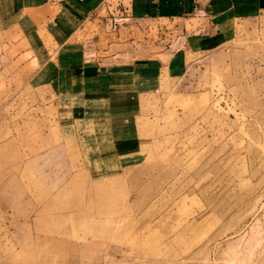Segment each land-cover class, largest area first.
<instances>
[{
	"label": "rangeland",
	"instance_id": "374dc122",
	"mask_svg": "<svg viewBox=\"0 0 264 264\" xmlns=\"http://www.w3.org/2000/svg\"><path fill=\"white\" fill-rule=\"evenodd\" d=\"M248 2L121 28L105 51L85 37L81 68L49 21H1L0 264H264V0Z\"/></svg>",
	"mask_w": 264,
	"mask_h": 264
},
{
	"label": "crops",
	"instance_id": "0c3cea01",
	"mask_svg": "<svg viewBox=\"0 0 264 264\" xmlns=\"http://www.w3.org/2000/svg\"><path fill=\"white\" fill-rule=\"evenodd\" d=\"M249 2L248 0H0V23L7 18H16L23 11L33 14L37 21L44 23L45 20L49 21V25L57 31L58 48L73 52V56L72 54L68 56L69 60L72 56L73 66L78 65L81 68L83 66L81 63L84 62L81 52L85 45V37H88L87 43L96 51H105L110 38L119 34L121 28L129 30L137 28L146 32L150 29V22L174 21L198 13L212 20L227 12L247 10ZM51 7L56 8L57 17H51L49 10ZM124 16L129 17V23L121 24L116 31H112L113 20ZM37 21L35 25H38ZM157 61L152 60L150 63L156 67L160 66ZM91 64L94 67L100 66V62L94 60ZM156 76L157 74L154 73V78Z\"/></svg>",
	"mask_w": 264,
	"mask_h": 264
},
{
	"label": "built area",
	"instance_id": "2783aa9c",
	"mask_svg": "<svg viewBox=\"0 0 264 264\" xmlns=\"http://www.w3.org/2000/svg\"><path fill=\"white\" fill-rule=\"evenodd\" d=\"M128 19H129V17H127V16H124V17H120V18L114 19V20H113V23H112V26H111V30H112V31H116L117 28H118L121 24H128V23H129Z\"/></svg>",
	"mask_w": 264,
	"mask_h": 264
}]
</instances>
